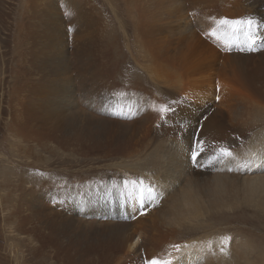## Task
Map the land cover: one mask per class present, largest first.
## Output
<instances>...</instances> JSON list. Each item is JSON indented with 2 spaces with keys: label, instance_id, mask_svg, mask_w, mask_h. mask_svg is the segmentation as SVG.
I'll use <instances>...</instances> for the list:
<instances>
[{
  "label": "bare ground",
  "instance_id": "obj_1",
  "mask_svg": "<svg viewBox=\"0 0 264 264\" xmlns=\"http://www.w3.org/2000/svg\"><path fill=\"white\" fill-rule=\"evenodd\" d=\"M31 1L25 2L31 3ZM172 1H168L170 7L176 3ZM186 2V8L171 9L174 15L170 10L164 16L160 9L143 8L139 14L134 7L135 17L132 16L134 19L131 24L136 35L132 36V41L134 45L141 44L147 51L148 56L144 60L146 65L143 71L147 72L148 83L155 88L152 91L141 84L142 78L137 72L136 74L130 72L129 77L126 71L125 74H121L117 68L124 63L119 57L113 56L111 58L115 59L114 65L103 73L98 85V88L102 85H106V88L102 87L98 90L96 113H78L74 109L77 105L74 104V100L72 101V90L68 87L63 88L67 84L66 78L62 77L66 73L64 63L59 62L62 71L57 65L51 66L50 72H53L50 80L52 83L49 84L51 93L48 90V93L45 92L51 94L50 103L48 102L47 105L48 111L43 107L36 108L31 126L28 123H21L20 126L15 127L16 133L19 131L17 135L20 138L19 142L8 143V152L12 158H17L13 163L17 164L19 169L17 172L19 187L16 185V188L22 191L20 190L18 206L28 205L29 196L32 206L37 205L36 203L43 205L42 201L49 202V208L44 212L49 219L32 231L33 237L39 244L38 247H29L32 255L39 257L47 251L50 256L52 250H57L63 243L62 238L71 234L76 243L82 237L84 242L92 239L111 252L107 257L102 258L99 264H113L117 255H123L125 258L128 254L133 256L138 253H143L149 261H156L157 264L168 261H171L170 264H189L192 253L189 252L181 257L182 246L179 242L187 241L186 250L192 249L194 252L197 245H193L195 242L193 237L196 234L186 228H183L184 233L176 232L184 222L181 215L192 217L202 208V213L197 218L202 217L206 222L210 217L222 212L220 201L225 197L231 196L237 199L232 195L233 191L228 193L229 190H226L227 184L230 185L227 181H231L232 184L234 179L225 174L227 172L224 170L227 167L225 157L216 160L222 149L229 150L233 145L238 147V151L242 150L239 159H244L241 163H245L241 170L249 175L243 177V180L249 183L245 182L242 188L237 190L238 195L244 199L235 201L233 206L240 204L262 208L259 202L264 201L259 199L261 192H264V176L259 175L264 173V0H186ZM63 10L64 23L70 28L86 29L103 23L102 18L96 16L99 12L95 5H91L89 0H66ZM188 12L192 13L190 18ZM137 15L141 17V22ZM54 16L55 14L53 16L49 14L48 22L53 27L52 33L56 35L61 31V24ZM221 19L252 20L253 24L251 26L246 23L235 26L222 25L219 23ZM24 26L25 24L20 22L17 33L23 31ZM250 33L257 39V42L255 39L252 42V49L248 47ZM211 36L215 38H210ZM152 38L157 47L153 45L154 48L150 49L148 40ZM203 38L215 42L210 46L203 41ZM26 39L27 37L22 38L24 42ZM63 45L57 46V55L66 53L62 48ZM98 45L99 43H96L97 47ZM54 46L51 42L48 48ZM186 48L190 51L194 50L200 56L192 65L182 62L184 54L181 51ZM99 51L101 53V50H97V60L103 57ZM115 55L118 56L117 52ZM19 59L21 61V57ZM188 66L192 68L193 76L198 79L201 76V79L206 81L205 88L194 90L190 81L182 84L180 88L177 87L176 81L185 77L184 71ZM217 77L220 78L218 80L221 83L215 82ZM188 88H190L189 92L194 91V94L184 97L183 95L188 94L186 92ZM214 98L217 101L216 105L211 102ZM107 103L110 106H107ZM123 105L126 107L125 110ZM179 111L184 113L173 115ZM238 112H241L239 117ZM38 115L41 116L40 120H37ZM192 118L203 119V125L196 128L191 123L185 122ZM71 120L74 121L76 129L69 130ZM148 138L152 141H175L186 151H191L193 148L195 149L193 151H200V149L196 150L195 140H198L199 145L220 144L218 153H215L216 156L212 160L200 159V167L197 168L195 179L181 188L176 185L171 191L163 192L164 197H168L171 202L165 207L170 209L157 212V215L162 214V217L149 216L144 219L140 218V215L136 216L140 212L137 201L141 196L142 188H146L148 183L152 184L149 187L153 188L155 184L147 168L155 169L159 164L156 158L147 165L148 157H144L137 162L136 169L130 168L121 175L102 177H98L97 174L93 177L89 175V179L85 178L75 187H70L60 180L65 174L58 172H65L71 163L78 162L71 159L72 156H82L87 159L94 157L102 161L114 157L129 161L135 153L140 152L137 151L138 148ZM133 141L138 144H134ZM69 152H75L76 155ZM238 154L239 152L236 156ZM82 161L86 164L85 160ZM133 164L131 163V166ZM178 164V160L174 159L170 171L164 168L161 181L169 179V175L176 172ZM216 168L221 169V172L210 176L209 173ZM236 170L235 168L234 172ZM11 171H14L12 167L1 165V173ZM30 174H34L33 178L37 184L34 195L31 189H28V192L25 190L26 185L31 184L25 181V177H29ZM9 184L10 182H7L6 186L10 187ZM94 188L98 190L97 195H90ZM201 188H209L205 194L206 200L203 202L199 200ZM133 189L135 192L132 191ZM144 195L143 211L152 208L154 203L153 198H149L145 193ZM82 196L84 197L81 199ZM105 200L111 201V208H106L103 204ZM98 201L102 202L99 208L104 211L98 212L94 221L76 218L85 217L86 207L82 209L83 202L95 207ZM17 211L19 213V210ZM29 211L35 215L26 217V222L41 215V212L34 211L30 206ZM86 214L88 215L89 212ZM208 223L206 222L205 228L208 227ZM102 231L113 235L105 237ZM133 234H136L134 238ZM69 241L70 239L67 242ZM219 242L223 243V237ZM229 242L232 250H240L245 254L255 252L247 239H232ZM218 245L221 247L220 244ZM226 246L221 247L222 250L228 249ZM68 252H64V255L66 256ZM212 253L213 256L212 254L205 256V264H212L213 258L215 264L229 263L225 258ZM85 264L93 263L86 260ZM235 264L240 263L237 260Z\"/></svg>",
  "mask_w": 264,
  "mask_h": 264
},
{
  "label": "rangeland",
  "instance_id": "obj_2",
  "mask_svg": "<svg viewBox=\"0 0 264 264\" xmlns=\"http://www.w3.org/2000/svg\"><path fill=\"white\" fill-rule=\"evenodd\" d=\"M25 1L26 0H0V168L1 165H6V167H12L14 170L5 174L0 172V264H85L86 260H90L93 264H99L102 258L107 257L111 252L102 248L100 244L95 243L92 239L88 242H84L82 237L80 241L76 243L73 241L71 234L68 237L62 238L63 243L57 250H52L50 256L47 251L39 257L30 253L29 247L39 246L32 235V231L36 226H41L49 219V216L44 213L45 210L49 208V202L47 201V203H45L42 201L41 203L43 205L36 203L37 205L34 204L32 206V201L29 196L28 202L30 201V203L28 205L18 206L20 204L19 197L22 191L16 188V185L19 187L17 181V172L19 169L17 168V164L13 163L17 158H12L8 152V143L19 142L20 138L17 136L19 131L16 133L15 129L17 130V128L15 127L18 125L20 126L21 123H28V125L31 126L30 123L32 122L34 110L36 108L43 107L48 111L47 105L50 103L49 97L51 94L48 95L45 94V92H50L49 84L52 83L50 80H52L53 72H50V69L52 65H57V68L62 71L59 62L64 63L66 72L62 76L66 78L67 83L63 88L68 87L72 90V101L74 100V104L77 105L74 109L78 113H96V97L98 90L102 87L106 88V85H102L99 88L98 85L102 80L103 73L107 72L111 66L114 65L115 59L111 58L113 56L115 58L119 57V60L124 63L117 68L121 74H125L126 71V75L129 77L130 72H137L142 78V85H146V88L150 91L155 89L146 79L147 72L143 71L144 65H146L144 60H146L148 56L147 51L141 44L136 45L135 43L134 45L132 41V36L136 35L135 29L131 24L135 17L134 7L139 11V14L143 8L160 9L164 16L167 12H170L171 9H179L180 7L186 8L187 2L186 0H171L172 3H176L173 7H170V3H168L169 0H89L91 5H95L99 12L96 13V16L101 17L103 23L91 28L75 29L70 28L68 25L66 26V23H64L63 9L66 0H32L31 3ZM83 4L87 5V3ZM82 12L86 14L84 11ZM171 12L174 15L172 10ZM49 14L50 16L55 14L54 17L57 18L61 24V31L58 34L56 33V35L52 33L53 27L48 22ZM191 14V12H188L189 18ZM137 17L141 22V17L139 15H137ZM20 22L24 23L25 26L23 31L17 33V27ZM195 33L197 32L195 31ZM24 37H27L25 42L22 40ZM210 38H215V36H211ZM148 41H150V49H153V45L155 44L154 39L152 38ZM203 41L210 46L215 42L209 38H203ZM255 41L257 42V39H255ZM51 42L55 46L49 49L48 46ZM96 43H99L98 47ZM60 44L65 45H63L62 48L66 53L57 55L56 48ZM154 46L157 47V45ZM217 48H219V46H217ZM97 50H101L99 54L103 56L100 60L96 58L98 54ZM191 51L187 48L181 51V53L184 54V60L182 62L188 65L194 64L198 57H200L197 52L193 50L192 53ZM116 52L118 56L115 55ZM112 53L115 54L113 55ZM20 57L21 61L19 59ZM134 58L135 60L133 61ZM94 62L97 63L95 64ZM136 62L139 64H136ZM184 72L185 77L176 81L178 88L188 81H190L194 90L205 88L206 81L201 79V76H199V79L193 76V70L190 66H188ZM218 79L220 78L217 77V81L215 82L221 83ZM110 82L111 78L109 83ZM189 89L190 88L186 90L188 94L183 95L184 97L194 94V91L189 92ZM28 90L30 92H28ZM106 90L107 89H105L104 92H106ZM12 98H14V100ZM212 100L211 102H214V105H216L217 101L215 98ZM88 105L89 107H87ZM107 106L110 105L107 103ZM124 108L126 107L123 105V109ZM39 112H41V109H39ZM179 113L182 114L184 112H175L173 115L176 116ZM240 115L241 112H238L237 116L239 117ZM40 119L41 116L38 115L37 120ZM185 122L191 123L194 127L199 128L203 125L204 120H195L192 118L185 120ZM12 123L14 124L12 125ZM73 129L76 128L74 121L71 120L69 130ZM127 137L129 138V130L127 132ZM195 141L197 142L196 150L201 148L204 150L201 154L203 159L212 160L218 153L220 144H211V146L206 144L199 145L198 140ZM133 143L138 144L135 141H133ZM139 150L140 152L138 154L135 153L129 161L114 157L107 161H102L94 157H89V159H87L82 156H72L71 159L78 160V162L76 164L71 163L65 172H58L59 170H57V172L62 175L65 174L60 178L61 181L66 182L70 187H75L77 183L85 178L89 179V175L92 177L95 174H97L98 177L104 175H121L124 171L127 172V170H130V168L136 169L137 162L144 157H148L147 165L150 164L153 158H156L157 164H159L156 165L155 169L150 170L147 168V170L151 172L150 176L154 179L155 184L153 188L149 187L152 185L150 183H148L149 185H147L146 188H142L143 193L147 195L149 193L151 194L150 198H153L152 201H154L153 207L143 211L144 200H141L139 197L137 206L140 212L136 216L140 215V218L144 219L149 216L159 218L162 217V214L157 215V212L170 209L165 208L171 201L168 200V197H164L163 192L167 193V190L171 191L176 185H178V188H181L184 184H187V182L195 179V173L198 167H193L191 159L192 151L195 149L193 148L191 151H186L175 141H152L151 138H148L137 151ZM228 151H231L232 155L224 158L227 166L224 170L227 171L225 174L234 180L232 181L233 185L231 181H227L230 185L227 184L226 190H229L228 193L233 191L232 195L236 196L237 199L227 196L223 201H220L222 212L217 213L206 221L209 222L207 228H205L206 222L204 219L202 217L197 218V216L202 213V208L196 211L192 217H184L180 214L184 218V222L176 232L184 233L183 228H186L188 231L193 232L194 235L196 234V236L193 237L195 238L193 245H197L194 252L192 249L186 250L188 245L187 241L179 240V244L182 246L180 248L181 257H184L189 252L192 253L189 264H205V256L207 254H212L213 256L212 252L229 261L227 264H235L237 260L240 264H264V202H259L262 205V208L259 209L240 204H235V206H233L235 201L239 202L241 199H244V197L238 195L237 190L241 189L245 182L246 184L249 183L243 180V177L249 175L244 174L245 172L241 170L245 163H241L244 159H239L242 156V150L238 151V147L233 145ZM234 151L237 153L239 152L238 156H236L237 153ZM69 153L75 154V152ZM234 156L236 158H234ZM174 159L179 162L176 172L169 175V179L161 181L164 168L170 171ZM82 160H85L86 164L83 163ZM131 163L134 164L131 166ZM235 168L237 169L236 172H234ZM32 171L33 173L35 172L34 169ZM138 171L142 172L141 169H138ZM220 172L221 169L216 168L211 171L209 175H216ZM19 176L20 175H18V177ZM259 176H264V173ZM33 177L34 174L25 177L26 182H31V184L26 185L25 190L28 192V189H31L34 195L36 191L35 186L37 184ZM7 182H10V187L6 186ZM12 184L15 185V187ZM164 189L166 191H164ZM208 189L209 188L200 189V191H202L199 195L200 202L206 200L205 194ZM132 191L135 192L134 189ZM97 193V188H94L91 190L90 195H97ZM83 197L84 196H82L81 199ZM260 197L261 198L258 199L264 201V192H261ZM6 198L9 199L7 200ZM101 204L102 202L98 201L97 205L92 207L90 203L83 202L82 209L86 207L85 217L77 216L76 218H86L94 221V217L97 216V213L104 211L99 208ZM103 204H105L108 209L112 206L109 200H105ZM29 206L32 207L34 211L41 212V215L40 217L32 218L30 221L26 222V217L35 215L29 211ZM17 210H19V213ZM86 212H89V214L87 215ZM175 214L176 212H174V215ZM135 229L138 230L137 227H135ZM102 235L109 237L113 234H107L102 231ZM135 236L136 234H133V238ZM222 237L223 243L227 246L219 242ZM69 239L70 241L67 242ZM185 239L186 238H184V240ZM232 239H247L248 244L255 252L245 254L240 250H232L231 243L229 242ZM208 242L209 244H207ZM218 244H220L222 248L226 246L228 249L222 250ZM66 251L69 252L65 256L64 252ZM138 254L133 256L128 254L125 258L123 255H117L115 256L113 264H148V257L146 255L144 256L143 253ZM170 263L171 261L160 264ZM212 264H215L214 258Z\"/></svg>",
  "mask_w": 264,
  "mask_h": 264
},
{
  "label": "snow or ice",
  "instance_id": "obj_3",
  "mask_svg": "<svg viewBox=\"0 0 264 264\" xmlns=\"http://www.w3.org/2000/svg\"><path fill=\"white\" fill-rule=\"evenodd\" d=\"M220 24L222 25H231V26H235V25H239V24H247L249 26H251L253 24V21L252 20H247V21H241V20H227V19H221L219 21ZM214 35V33H213ZM255 37L250 33L249 36H248V47L250 49H252V42L254 41ZM241 51H243V48L241 49ZM203 149L201 148L200 151H192V154H191V159H192V162H193V167L196 168V167H200V159L202 158V153H203ZM232 154L231 152H229L227 149H222L220 151V156L219 157H216V160H219L221 157H230ZM149 195V198H150V193L148 194ZM140 199L141 200H144L145 199V195L144 193L142 192L141 193V196H140ZM143 214V213H142ZM148 264H157L156 261H149Z\"/></svg>",
  "mask_w": 264,
  "mask_h": 264
}]
</instances>
